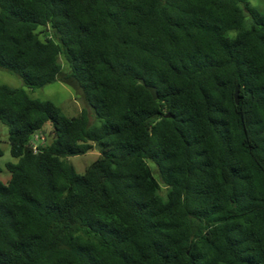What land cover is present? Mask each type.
<instances>
[{
  "label": "trees",
  "instance_id": "obj_1",
  "mask_svg": "<svg viewBox=\"0 0 264 264\" xmlns=\"http://www.w3.org/2000/svg\"><path fill=\"white\" fill-rule=\"evenodd\" d=\"M251 1L0 0V69L33 91L73 87L101 122L0 86L18 160L0 178V264H264V12ZM92 144L100 156L77 174L64 159Z\"/></svg>",
  "mask_w": 264,
  "mask_h": 264
},
{
  "label": "rangeland",
  "instance_id": "obj_2",
  "mask_svg": "<svg viewBox=\"0 0 264 264\" xmlns=\"http://www.w3.org/2000/svg\"><path fill=\"white\" fill-rule=\"evenodd\" d=\"M251 4L253 7L259 8L260 11L264 12V0H252ZM49 28L38 29V33L41 38L44 39ZM59 61L63 67V72H68L70 66L63 55L59 56ZM8 85L12 88H25L27 93L33 98L41 101H53L59 108H61L64 115L67 117L81 116L84 110H87L88 121L91 125L100 126L101 122L96 116L94 111L81 99L78 92L71 86L62 83L54 82L45 86L42 89L31 90L27 88L21 78L16 75L10 74V72L0 69V86ZM51 124L48 123L45 127V131L41 132L39 137H47L51 130ZM9 129L6 125L0 124V148L3 150V156L0 157V166L2 167V172L0 178L5 184H7L11 178L10 173L6 169L8 163H16L17 159L13 158L11 155V147L9 143ZM51 138H47L44 143L50 144ZM42 142H36V145H40ZM93 149L81 156H72L65 158L64 161L74 168L77 174H83L86 168L93 164L100 156L99 146L92 144ZM153 169H156L154 164H151ZM161 185H164L161 183ZM164 187V186H163ZM165 189V188H164Z\"/></svg>",
  "mask_w": 264,
  "mask_h": 264
},
{
  "label": "water",
  "instance_id": "obj_3",
  "mask_svg": "<svg viewBox=\"0 0 264 264\" xmlns=\"http://www.w3.org/2000/svg\"><path fill=\"white\" fill-rule=\"evenodd\" d=\"M140 83L142 85H144V87L150 92V94L152 95V99L153 100H157L159 98V94L157 89L154 86H150L149 84H146L144 79H140ZM235 99H236V104H238L240 102V91H239V87H237L236 92H235ZM172 115L170 113L166 114L165 117L166 118H170Z\"/></svg>",
  "mask_w": 264,
  "mask_h": 264
},
{
  "label": "built area",
  "instance_id": "obj_4",
  "mask_svg": "<svg viewBox=\"0 0 264 264\" xmlns=\"http://www.w3.org/2000/svg\"><path fill=\"white\" fill-rule=\"evenodd\" d=\"M39 138H40V137H39V136H37V137H36V140H37V139H39ZM42 139H44V138H42Z\"/></svg>",
  "mask_w": 264,
  "mask_h": 264
}]
</instances>
